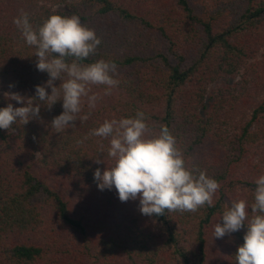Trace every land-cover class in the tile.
<instances>
[{
	"label": "trees",
	"instance_id": "obj_1",
	"mask_svg": "<svg viewBox=\"0 0 264 264\" xmlns=\"http://www.w3.org/2000/svg\"><path fill=\"white\" fill-rule=\"evenodd\" d=\"M53 9L95 30L102 43L84 63L115 62L120 84L111 95L92 86L97 108L64 132L51 126L62 100L0 129V264H235L246 226L212 232L225 205L252 202L264 174V0H0V91L30 98L49 79L13 19L25 11L38 26ZM9 102L24 106L3 94L0 108ZM138 110L221 184L214 207L148 217L138 199L98 189L100 138L77 141Z\"/></svg>",
	"mask_w": 264,
	"mask_h": 264
},
{
	"label": "clouds",
	"instance_id": "obj_2",
	"mask_svg": "<svg viewBox=\"0 0 264 264\" xmlns=\"http://www.w3.org/2000/svg\"><path fill=\"white\" fill-rule=\"evenodd\" d=\"M53 13L34 26L29 13L21 11L13 19L21 39L34 49L36 68L46 72L49 79L35 86V96L26 98L17 92H5L8 101L24 105L14 107L11 102L0 108V129L11 130L14 124L26 125L38 119L41 106L49 110L62 100L63 111L53 118L51 126L57 133L74 128L76 122H86L97 108L101 95L92 86H103L104 95H111L120 80L117 65L111 60L98 59L84 63L97 54L102 40L94 29L81 22L79 16ZM60 81L59 86L55 82ZM14 87L13 84L9 88ZM51 89V93L47 91ZM85 107L87 112L84 113ZM84 113V114H82ZM144 111L134 116L105 119L98 127L78 140L82 144L89 138L108 141L107 147L98 141L99 154L94 180L99 190L115 188L121 202L139 200V211L148 217L165 213H196L215 206L221 184L207 174L205 169L190 165L176 137L166 125L154 131L148 124ZM106 152V156H105ZM110 160V164H106ZM252 202L237 197L225 205L213 226L212 238L240 231L246 226L243 244L235 254V264H264V174L253 181Z\"/></svg>",
	"mask_w": 264,
	"mask_h": 264
},
{
	"label": "rangeland",
	"instance_id": "obj_3",
	"mask_svg": "<svg viewBox=\"0 0 264 264\" xmlns=\"http://www.w3.org/2000/svg\"><path fill=\"white\" fill-rule=\"evenodd\" d=\"M4 94V92L0 91V97Z\"/></svg>",
	"mask_w": 264,
	"mask_h": 264
}]
</instances>
